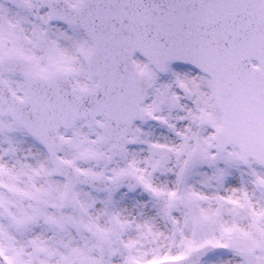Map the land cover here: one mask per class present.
I'll return each mask as SVG.
<instances>
[{"label":"snow or ice","instance_id":"1","mask_svg":"<svg viewBox=\"0 0 264 264\" xmlns=\"http://www.w3.org/2000/svg\"><path fill=\"white\" fill-rule=\"evenodd\" d=\"M0 264H264V0H0Z\"/></svg>","mask_w":264,"mask_h":264}]
</instances>
